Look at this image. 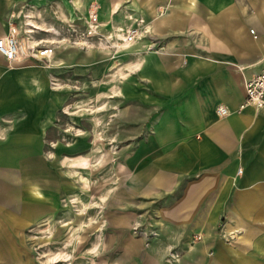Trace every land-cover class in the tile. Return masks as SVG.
<instances>
[{"label":"crops","instance_id":"1","mask_svg":"<svg viewBox=\"0 0 264 264\" xmlns=\"http://www.w3.org/2000/svg\"><path fill=\"white\" fill-rule=\"evenodd\" d=\"M93 2L111 35L130 16L144 20L135 42L120 43L118 64L60 40L65 20ZM12 27L20 56L0 53V243L48 210L57 167L94 146L102 113L131 138L120 162L136 207L151 204L165 234L184 236L182 257L264 264V108L245 104L244 89L264 58V0H0V36ZM39 39L51 58L29 55ZM103 61L116 68L97 91ZM65 124L87 134L68 146Z\"/></svg>","mask_w":264,"mask_h":264},{"label":"rangeland","instance_id":"2","mask_svg":"<svg viewBox=\"0 0 264 264\" xmlns=\"http://www.w3.org/2000/svg\"><path fill=\"white\" fill-rule=\"evenodd\" d=\"M68 20L83 29L79 17ZM101 27V33L84 36L74 45L118 64L125 47L120 48L124 45L114 36L106 39L108 33ZM111 41L118 46H110ZM63 44H69V40L65 39ZM104 62L96 67L97 75L102 77L92 85L97 91L104 90V76L109 78L116 68V64L106 68ZM87 80L88 77L77 81L74 87L87 91ZM96 101L102 104L103 97ZM108 117L96 115L94 146L80 147L69 154L80 157L79 163L66 158L62 168L57 167L54 183L60 188L58 191L48 188V210L33 212L29 226L10 228L7 242L0 243V264H205L199 258L182 257L184 236L174 231L165 234V228L154 218L151 204L136 207L135 196L122 177L120 162L126 150L122 145L131 138L125 140L119 127L109 130ZM113 118L119 120V115ZM85 119V124L81 121L80 125H88ZM64 127L67 129L62 142L68 146L73 137L87 134L82 126L80 130H72L66 124ZM189 238L187 248L194 250L202 236L194 233Z\"/></svg>","mask_w":264,"mask_h":264},{"label":"built area","instance_id":"3","mask_svg":"<svg viewBox=\"0 0 264 264\" xmlns=\"http://www.w3.org/2000/svg\"><path fill=\"white\" fill-rule=\"evenodd\" d=\"M79 19H82L83 29L77 27L72 21L65 22L66 25L63 27V32L60 36V40L63 42L65 39L69 40V44H79L82 41L83 37L98 35L101 33L100 27L102 22L99 18V13L97 10L96 3H90L87 9V13L79 16ZM131 20L130 24L127 26L118 25L115 27L114 34L108 33L106 35L110 38L114 36L117 40H120V43L130 44L135 42L140 36V26L144 20L142 18L129 17ZM12 31L8 34L0 36V53L7 58L8 60L17 59L21 52V42L17 39L16 32L17 30L12 27ZM25 33H29L31 29L23 28ZM61 32V31H58ZM251 32L253 30L251 29ZM113 44L114 42L111 41ZM119 43V44H120ZM117 47V44H113ZM30 56L39 55L42 58L49 59L52 57L53 50L51 46H48L46 41L39 39L35 44L29 46ZM261 66L259 71L246 79L244 82L245 89V104L252 105L256 108H264V58L261 60ZM216 112L218 115H223L228 112L227 108L224 105H218L216 107Z\"/></svg>","mask_w":264,"mask_h":264}]
</instances>
